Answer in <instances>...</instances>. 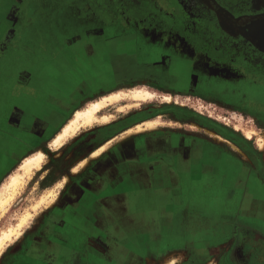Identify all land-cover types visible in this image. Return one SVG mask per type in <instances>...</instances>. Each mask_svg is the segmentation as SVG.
<instances>
[{"label": "crops", "instance_id": "obj_1", "mask_svg": "<svg viewBox=\"0 0 264 264\" xmlns=\"http://www.w3.org/2000/svg\"><path fill=\"white\" fill-rule=\"evenodd\" d=\"M82 2L0 0V184L34 152L26 150L29 139L47 129L53 138L77 110L130 85L249 108L264 133V76L181 45L162 24L147 27L123 9ZM56 18L65 21L63 35L73 29L67 40L52 25ZM85 24L104 29L83 34L77 28ZM129 128L106 136L108 176L76 178L73 194L62 195L50 214L57 220L14 243V264H180L185 254L192 264H264V148L257 138L236 135L233 147ZM157 155L178 162L186 155L191 166L169 174ZM195 199L208 200L201 208L207 222L184 229ZM178 228L184 245L165 249Z\"/></svg>", "mask_w": 264, "mask_h": 264}, {"label": "rangeland", "instance_id": "obj_2", "mask_svg": "<svg viewBox=\"0 0 264 264\" xmlns=\"http://www.w3.org/2000/svg\"><path fill=\"white\" fill-rule=\"evenodd\" d=\"M147 1L154 5V9H160L162 11L159 12V15H162V17H164L165 15L172 16V13L169 11L170 8L168 9L167 6L164 7L163 4V2L168 0ZM226 5H230L229 2ZM149 6H145L143 7V9L146 12H149ZM53 20L54 22L52 23V25L58 31L60 40H67L72 36V28L69 31H66V35H63L62 33V26L64 28L65 23L64 19L56 18ZM210 23L211 24L206 26L204 24L208 23L200 21V24L204 25V28L209 29V36L206 37V39L212 49L218 50L219 48H225L227 50L226 55L228 57H233V55L235 54L237 55V53H234V43L228 38H226L227 40L224 41L219 37L220 28L216 26V23L218 24L219 22L211 21ZM67 27L70 26L67 25ZM98 27L99 26L96 25L85 24V26L83 25L82 28L77 29L81 30V33L83 34H88L90 30H94ZM99 28L104 29L102 27ZM107 30H112L110 31V33H115V35L116 33L122 31L121 29L113 30V28H108ZM226 33L227 35H231L228 32ZM57 40L59 41L58 38ZM29 41L30 43L28 44V46L30 48H35L36 44L32 42L31 39ZM54 42L56 43V41ZM144 44L145 42L143 43L141 41L140 47H145ZM60 46L61 43L56 49H59ZM221 50L223 51V49ZM143 55L144 54L141 53V61L143 59ZM29 57L32 58L34 56ZM29 57H26L25 60H23V63L19 64L18 67L24 65V61L28 60ZM152 59L155 61L157 58L153 57ZM9 88L10 87L5 88L6 92H9ZM129 89H147L150 92L152 91V93L154 94V99L149 98L148 100L141 101L138 104H134V101L128 98L110 103L108 106L102 109V111L99 112L100 117L104 114L111 116L108 121H100V123L99 121H97L92 125L81 127L80 130H78L73 136L67 138L59 147H55L50 144L58 133L57 132L53 138H48L49 134L51 133V129H47L43 136L41 135L40 137L35 135L31 139H29L28 142H26L27 144L25 143V146L27 147L26 150L28 152L34 151L28 156H31L40 149H42L46 155L41 167L35 169L32 172L31 176L27 178V181L23 185L22 189L5 210L6 212L0 215L1 233L10 225L16 224L19 218L25 212L30 211L32 213L31 218L28 220L25 226L22 227L21 232L15 235L11 240L7 241L5 246L1 249L0 264H14V243L21 241L24 238L25 234L27 236L30 232H35L36 230L38 231L46 224V222H50V220L54 222V220H57L53 216L51 219L49 218L50 214H53V211L56 209V207L59 206L60 197L64 194H73V192H71L74 189L73 181L76 178L80 177L83 171L82 168H85L88 164L92 163L95 159H99L102 154H105V152H107V148L110 143L104 142V144H101L104 138L100 137V135L97 134L99 130L105 125L113 122L120 123V127H115L114 130H112V128H108L109 131L105 130V133L109 134H113L111 133V131L118 132L126 127H130L129 129L135 130L137 124H143V130L135 132H156L169 129V131L177 132L180 134L187 133L196 137L201 136L204 137V139L206 138V140L214 143L216 142L218 144H220V142L227 143L233 147L235 146L233 139L236 135H242L245 138H249L247 137V130H250V132L253 133V136L250 137V139L256 137V140L258 141V138L260 136H264V133L261 134L260 131L256 129L258 122L252 116V112L249 108L236 107L233 103L221 101L210 96L193 94H188L185 96H172L154 91V88L152 87H141L137 84L130 85V87L126 90L121 89L102 97L110 96L115 93L131 92V90ZM102 97L98 98L97 100H100ZM5 109L6 108L4 107V111ZM9 111L10 110L8 109L7 112ZM141 114H149L150 116L138 119V116L140 117ZM125 118H132V121L129 124L131 126H124L125 124H123L122 122L125 120ZM146 121H151L152 126H147L145 124ZM14 134L17 135L18 132H15ZM222 137L224 138V140L222 139ZM15 141H17V139H15ZM94 149L95 151L92 152ZM97 151L99 152L97 153ZM24 159L19 162L12 173L8 174L4 178L2 184H0V188L3 183L8 180L9 176L19 169L20 164L24 161ZM42 200L43 202L35 208L34 206ZM203 200L205 199H195V212H192V216L189 217L188 222L187 219L186 222L185 220L184 222L181 221L183 223L182 227L184 229H186V225L195 226L196 228H198L199 225L207 222L208 217H205L207 215V212L205 211L204 213L201 211V208L204 206ZM212 204L213 202H210V205ZM213 218L216 220L215 215L213 216ZM178 231L180 232L181 236L177 235ZM182 234L183 232L178 228L176 233L174 232L172 235L167 236L164 241L163 247H166L165 249H167L177 245L183 246V240H186V237L182 236ZM193 234H198V232H194ZM179 237H181L182 239H180ZM185 255L183 256L184 260L181 261L182 263L180 264H192V259H186Z\"/></svg>", "mask_w": 264, "mask_h": 264}, {"label": "flooded vegetation", "instance_id": "obj_3", "mask_svg": "<svg viewBox=\"0 0 264 264\" xmlns=\"http://www.w3.org/2000/svg\"><path fill=\"white\" fill-rule=\"evenodd\" d=\"M228 2L230 5L227 6ZM163 4L164 7L170 8L169 11L172 16L165 15V18L162 17V15H159V12L162 11L154 9V5L147 0H83L82 2L84 8L92 6L100 11L114 7L120 10L123 8L126 12L141 17L146 22L145 26L147 27L156 23L164 25L167 31L170 30L172 32V38L179 40L181 45L186 43L193 44L197 50L205 53L207 51L217 60L225 59L226 62L234 65H244L245 69L264 76V42L262 34H260L261 27H264V0H168L163 2ZM145 6H149V12L143 9ZM200 21L208 23L204 24L206 26L211 24V21L219 22L218 24L216 23V26L221 30V32L219 30V37L224 41L228 38L234 43V53H237V55L235 54L233 57L236 58L228 57L225 48L212 49L206 39L209 36V29L204 28ZM226 32L231 35H227ZM148 116L150 115L141 114L138 119ZM131 119L125 118L122 122L125 127L131 126L129 125L132 121ZM115 127H120V123L113 122L99 130L97 134L104 138L101 144L110 142L106 136L111 134L105 133V130H108V128L114 130ZM164 131H169V129ZM114 132L111 131V133ZM94 151L95 149L92 152ZM106 155L107 152L90 163L93 169H86L78 179L84 177L88 172L98 173L101 178L105 179L108 176ZM155 160H160L163 164V170L165 172L168 171L169 174L186 171L184 169L191 166L186 155L182 156L179 162L174 158L162 155H157ZM102 198H105V196L103 195Z\"/></svg>", "mask_w": 264, "mask_h": 264}, {"label": "bare ground", "instance_id": "obj_4", "mask_svg": "<svg viewBox=\"0 0 264 264\" xmlns=\"http://www.w3.org/2000/svg\"><path fill=\"white\" fill-rule=\"evenodd\" d=\"M260 32H261L260 34H262V40L264 42V27H261ZM153 97L154 94L152 93V91L150 92L147 89L146 90L132 89L131 92L128 93L126 92L115 93L110 96L102 97L100 100L89 102L87 105H85L83 109L77 110L74 113L73 117L62 128V130L57 133V135L54 137V139L51 141L50 144L52 146L59 147L67 138L73 136L78 130H80L81 127L92 125L97 121H99V123L100 121L102 122L108 121L111 118V116L104 114L100 117L99 112L102 111V109H104L112 102H117L121 99L124 100L128 98L133 100L134 104L136 103L138 104L141 101H145ZM145 124L147 126H152L151 121H146ZM140 130H143V124H137L135 130L129 129L128 132L140 131ZM247 135H248L247 137L250 138L253 136V133L250 132V130L249 131L247 130ZM257 143L263 149L264 136H260L258 138ZM98 152L99 151H97V153ZM45 155H46L45 152L42 149H40L31 156L26 157L24 161L20 164L19 169L15 173L11 174L8 180L5 183H3V185L0 188V215L6 212L5 210L14 200L15 196L19 193V191L22 189L23 185L27 181V178L31 176L32 172L35 169L41 167L42 163L44 162ZM42 202L43 200L40 201L34 207L35 208L38 207L39 204ZM31 216L32 213L30 211L25 212L19 218L16 224L10 225L8 228L4 229L0 233V251L5 246L7 241L11 240L15 235L21 232L22 227L25 226V224L28 222ZM168 262H172V260H168L167 263Z\"/></svg>", "mask_w": 264, "mask_h": 264}]
</instances>
